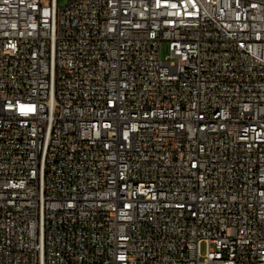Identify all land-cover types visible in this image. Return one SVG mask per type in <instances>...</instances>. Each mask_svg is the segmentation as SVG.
<instances>
[{"label":"built area","instance_id":"built-area-1","mask_svg":"<svg viewBox=\"0 0 264 264\" xmlns=\"http://www.w3.org/2000/svg\"><path fill=\"white\" fill-rule=\"evenodd\" d=\"M0 264H264V0H0Z\"/></svg>","mask_w":264,"mask_h":264},{"label":"rangeland","instance_id":"rangeland-1","mask_svg":"<svg viewBox=\"0 0 264 264\" xmlns=\"http://www.w3.org/2000/svg\"><path fill=\"white\" fill-rule=\"evenodd\" d=\"M61 2H64V0H60ZM169 54L168 48H167V44L165 42L162 43V47H161V57L165 58L166 55ZM204 249V244H202V250Z\"/></svg>","mask_w":264,"mask_h":264}]
</instances>
